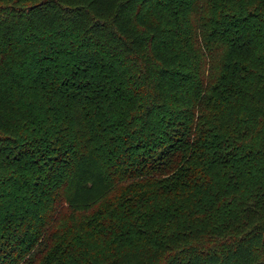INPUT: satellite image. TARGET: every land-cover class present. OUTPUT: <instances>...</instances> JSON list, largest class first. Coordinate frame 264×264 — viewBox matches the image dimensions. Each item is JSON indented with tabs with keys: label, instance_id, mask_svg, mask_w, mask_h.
<instances>
[{
	"label": "trees",
	"instance_id": "16d2710c",
	"mask_svg": "<svg viewBox=\"0 0 264 264\" xmlns=\"http://www.w3.org/2000/svg\"><path fill=\"white\" fill-rule=\"evenodd\" d=\"M0 264H264V0H0Z\"/></svg>",
	"mask_w": 264,
	"mask_h": 264
}]
</instances>
